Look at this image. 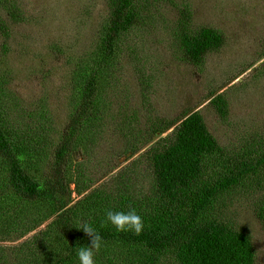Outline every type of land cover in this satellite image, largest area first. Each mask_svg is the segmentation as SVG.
Segmentation results:
<instances>
[{
	"label": "trees",
	"instance_id": "obj_1",
	"mask_svg": "<svg viewBox=\"0 0 264 264\" xmlns=\"http://www.w3.org/2000/svg\"><path fill=\"white\" fill-rule=\"evenodd\" d=\"M142 2L108 0L109 17L101 37L93 53L82 57L73 70L76 101L72 102V122L58 141L50 137V129L43 123L35 126L36 132L28 128L16 131L20 127L3 113L0 91V242L19 240L51 219L44 229L16 245L0 243V264H79L78 247L91 242L75 228L85 218L94 223L104 240L96 253V264H167L169 259L180 264H256L251 233L219 218L211 208L218 194L264 167L263 136H256L252 151H245L235 159V166L218 176L213 161L221 160L227 151L209 130L201 111L185 112L166 136L162 135L179 119L164 123L156 117L145 138L136 131L140 130L136 113L127 115L132 120L126 116L122 128L128 130L133 141L122 153L137 151L141 139H158L142 154L143 159L135 160L103 184L94 185L87 156L102 128L113 125L109 122L115 116L110 113L107 87L111 79L116 82L113 76L118 69L115 62L120 58V41L123 33L135 25V9ZM0 3L7 11L6 15L0 14L5 50L12 24L23 19V12L16 1ZM178 27L179 50L183 60L191 64L203 65L208 53L225 43L220 29H194L189 9L181 11ZM151 78L148 74V86ZM212 104L221 116L227 115L228 103L222 94H217ZM51 146L53 160L48 162ZM80 153L83 159L72 170ZM140 164V170L134 169ZM141 175L146 177L142 184L138 180ZM73 192L80 197L75 203ZM108 208H134L144 221L142 233L120 232L105 225Z\"/></svg>",
	"mask_w": 264,
	"mask_h": 264
},
{
	"label": "rangeland",
	"instance_id": "obj_2",
	"mask_svg": "<svg viewBox=\"0 0 264 264\" xmlns=\"http://www.w3.org/2000/svg\"><path fill=\"white\" fill-rule=\"evenodd\" d=\"M10 1L21 7L23 19L12 24L5 50L0 34L3 113L20 127L16 131L28 128L36 132L35 126L43 123L50 129V137L58 141L72 122V102L76 101L73 70L82 57L93 53L100 39L109 17L108 0ZM142 1L135 9V25L123 33L120 41V58L115 62L118 69L113 76L116 82L111 79L107 87L110 113L115 116L109 122L113 125L102 128L87 156L94 185L103 184L135 160L143 159L142 154L158 139H141L137 151L122 153L133 141L122 126L126 116L134 113L140 129L136 131L145 138L156 117L164 123L179 119L162 135L166 136L185 112L201 111L209 130L227 151L221 160L213 161L214 174L228 172L237 164L236 158L252 151L256 136L264 137V0ZM183 9L191 11L194 29L209 26L220 29L225 36L223 47L208 53L203 65L184 61L179 50L178 24ZM0 14H7L1 3ZM141 73H146L145 77ZM148 74L152 75L149 86ZM217 94L227 100L225 116L212 104ZM52 152L51 146L48 162L53 160ZM82 159L80 153L72 170ZM142 165L134 169L140 170ZM248 178L218 194L211 211L251 233L256 264H264V167ZM145 179L143 175L138 177L140 184ZM72 197V203L80 198L76 192ZM50 220L19 240L0 243L16 245L44 229ZM167 264L180 263L169 259Z\"/></svg>",
	"mask_w": 264,
	"mask_h": 264
},
{
	"label": "clouds",
	"instance_id": "obj_3",
	"mask_svg": "<svg viewBox=\"0 0 264 264\" xmlns=\"http://www.w3.org/2000/svg\"><path fill=\"white\" fill-rule=\"evenodd\" d=\"M104 224H110L120 232H134L139 235L144 229V221L134 208L118 211L111 208L105 210ZM77 229L82 230L90 238V245H81L77 249L79 264H96V253L104 246V240L90 219H81Z\"/></svg>",
	"mask_w": 264,
	"mask_h": 264
}]
</instances>
